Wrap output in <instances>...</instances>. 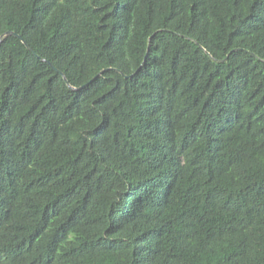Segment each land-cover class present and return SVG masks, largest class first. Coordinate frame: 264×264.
<instances>
[{"label":"trees","instance_id":"trees-1","mask_svg":"<svg viewBox=\"0 0 264 264\" xmlns=\"http://www.w3.org/2000/svg\"><path fill=\"white\" fill-rule=\"evenodd\" d=\"M0 37V264H264V0H0Z\"/></svg>","mask_w":264,"mask_h":264},{"label":"water","instance_id":"water-1","mask_svg":"<svg viewBox=\"0 0 264 264\" xmlns=\"http://www.w3.org/2000/svg\"><path fill=\"white\" fill-rule=\"evenodd\" d=\"M4 35H5V36H6V35H15V36L19 37V38L24 42V40H23L18 34H16L15 32L7 31ZM1 42H2V37H0V43H1ZM24 43H25V42H24ZM25 44H26V43H25ZM26 47H27L29 50L33 51L32 48H31L28 44H26ZM33 52H34V51H33ZM44 61H46L48 64H50L52 67L55 68V66H53L48 60H44ZM55 69L58 70L57 68H55ZM60 73L63 75V78H64V80L66 81V83L68 84L69 88H70V89H75L74 87H72L71 85H69V83H68L66 77L64 76V74H63L62 72H60ZM99 74H100V73H99ZM99 74H98V75H99ZM98 75H97V76H98ZM97 76H95L94 78H96ZM94 78H93V79H94ZM93 79H91L90 81H88L86 84L80 86L79 88H83L84 86H86L87 84H89ZM79 88H77V89H79Z\"/></svg>","mask_w":264,"mask_h":264}]
</instances>
